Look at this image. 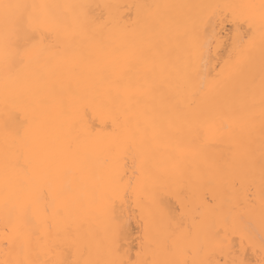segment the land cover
Masks as SVG:
<instances>
[{
  "label": "bare ground",
  "instance_id": "obj_1",
  "mask_svg": "<svg viewBox=\"0 0 264 264\" xmlns=\"http://www.w3.org/2000/svg\"><path fill=\"white\" fill-rule=\"evenodd\" d=\"M0 264H264V0H0Z\"/></svg>",
  "mask_w": 264,
  "mask_h": 264
}]
</instances>
